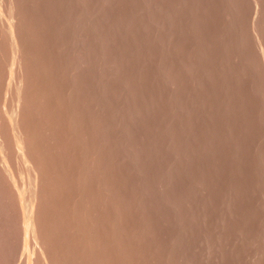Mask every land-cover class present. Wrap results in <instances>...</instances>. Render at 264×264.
<instances>
[{"label":"rangeland","instance_id":"374dc122","mask_svg":"<svg viewBox=\"0 0 264 264\" xmlns=\"http://www.w3.org/2000/svg\"><path fill=\"white\" fill-rule=\"evenodd\" d=\"M262 49L264 0H0V264H264Z\"/></svg>","mask_w":264,"mask_h":264},{"label":"bare ground","instance_id":"6f19581e","mask_svg":"<svg viewBox=\"0 0 264 264\" xmlns=\"http://www.w3.org/2000/svg\"><path fill=\"white\" fill-rule=\"evenodd\" d=\"M257 3V2H256ZM255 3V4H256ZM257 5V4H256ZM258 6V5H257ZM259 8V7H258ZM258 11V10H257ZM257 15V12H256V14H255V16ZM256 19V17L254 18V20ZM258 21V20H257ZM252 22H254L255 23V21H252ZM257 25H258V22H257ZM252 27H253V25H252ZM256 27V26H255ZM255 27H253V29L255 28ZM257 28V27H256ZM256 30V29H255ZM255 32V31H254ZM258 32V31H257ZM257 35V34H256ZM254 36V35H253ZM262 36V35H261ZM258 38L260 37L259 35L257 36ZM256 37V38H257ZM261 39V38H260ZM255 42V41H254ZM257 43V42H256ZM255 43V44H256ZM262 45H263V43H262ZM262 48H263V46H262ZM258 50H259V48H258ZM262 50H264V49H262ZM260 52V51H259ZM262 54V53H261ZM263 54H264V51H263ZM261 56V55H260ZM262 57H264V55L262 56ZM205 190V189H204ZM203 193V192H202ZM204 194H206V193H204ZM213 196V195H212ZM214 197H215V195H214ZM208 198V197H207ZM212 198V197H211ZM202 201V200H201ZM205 201V200H204ZM206 202H208V201H206ZM203 203V202H202ZM214 203V202H213ZM201 204V203H200ZM213 212V211H212ZM216 214V213H215ZM216 219V218H215ZM217 223V222H216Z\"/></svg>","mask_w":264,"mask_h":264}]
</instances>
